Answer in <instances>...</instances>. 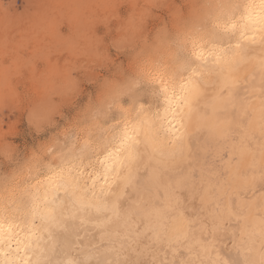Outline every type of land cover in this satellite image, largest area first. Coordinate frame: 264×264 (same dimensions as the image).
<instances>
[{"label": "clouds", "instance_id": "9594fccd", "mask_svg": "<svg viewBox=\"0 0 264 264\" xmlns=\"http://www.w3.org/2000/svg\"><path fill=\"white\" fill-rule=\"evenodd\" d=\"M0 264H264V0H0Z\"/></svg>", "mask_w": 264, "mask_h": 264}]
</instances>
